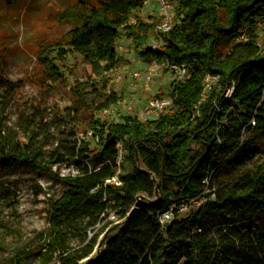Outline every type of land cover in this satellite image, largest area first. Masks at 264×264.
Instances as JSON below:
<instances>
[{
	"label": "trees",
	"instance_id": "obj_1",
	"mask_svg": "<svg viewBox=\"0 0 264 264\" xmlns=\"http://www.w3.org/2000/svg\"><path fill=\"white\" fill-rule=\"evenodd\" d=\"M144 2L77 0L60 11L58 18L71 23L67 48L43 47L36 76L53 85L59 75L53 59H63L68 51L79 54L90 67V85L79 83L73 90L82 99L79 87L84 85L101 99L88 104L94 114L109 108L118 96L106 90V74L124 63L116 49L124 34L142 60L186 65L185 78L173 87L170 108L154 118L94 119L89 127L98 150L74 140L64 152L56 149L52 159L44 158L32 135L0 132L1 168L20 166L63 184L36 245L13 247L0 264H83L113 223L111 212L120 220L130 215L88 264H264V228L241 227L264 209V158L226 182L216 178L223 168L246 162L248 143L264 134V49L257 34L259 23L264 30V0H176L175 22L160 33L155 49L143 48L151 23L142 18L129 23ZM223 41L227 46L220 57ZM1 68L0 54V82L10 94L19 84L1 79ZM207 74H218L220 86L203 98ZM230 85L232 97L225 99L222 92ZM53 161L72 163L77 173L59 176L51 168ZM212 169L209 189L214 196L207 194L184 215L174 213L161 228L158 213L202 192ZM112 178L118 183L108 181ZM143 194L149 198L138 200ZM212 218L218 226L208 224Z\"/></svg>",
	"mask_w": 264,
	"mask_h": 264
},
{
	"label": "rangeland",
	"instance_id": "obj_2",
	"mask_svg": "<svg viewBox=\"0 0 264 264\" xmlns=\"http://www.w3.org/2000/svg\"><path fill=\"white\" fill-rule=\"evenodd\" d=\"M76 1L17 0L14 5L0 4L1 79L19 84L17 90L6 94L5 85L3 81L0 82V132L17 136L23 133L32 135L36 146L44 151L45 159H52L56 149L64 152L66 145L74 140H77V144L84 141L89 149L98 150L100 147L89 127L94 119L119 122L125 115L140 116L151 97L159 95L170 98L174 87V76L165 67H158L147 84L143 77L138 80L133 77V72L143 73L154 61L142 60L134 43L124 34L116 41L117 52L124 63L106 74L109 79L106 90L115 91L118 103H126V108L110 106L108 110L95 114L91 111L88 104H98L101 99L88 92L84 85L79 87L82 99L73 90L79 83L90 85L91 70L79 54L71 51L63 59H53V63L59 67V75L53 85L39 79L36 69L40 50L46 46L56 48L58 44L67 48L65 34L71 23L60 20L58 14ZM171 1L176 3V0ZM131 17L151 23L147 30L148 41L143 48L156 44L159 36L154 28L159 22V13L154 1L149 0ZM262 28L259 23L258 44L264 49ZM226 46L227 43L223 41L219 48L220 57ZM54 50L53 55L56 54ZM218 85V81L214 82L213 88ZM64 138L69 141L66 143ZM245 150L246 162L234 163L229 170H220L216 176L217 182H226L238 176L242 167L264 158V134H258ZM239 157L234 159L239 161ZM51 168L59 176H64L75 166L69 162L53 161ZM62 189V182L49 174L32 172L20 166L0 167V259L8 256L15 246L36 245L38 235L48 228L51 202L61 194ZM190 208L175 211L173 215H184ZM108 219L112 224L120 221L112 212ZM215 223V218L208 220L211 226H218ZM241 225L245 227L244 230L247 227L253 229L255 225L264 228V209L254 220ZM92 233L89 231V234Z\"/></svg>",
	"mask_w": 264,
	"mask_h": 264
},
{
	"label": "built area",
	"instance_id": "obj_3",
	"mask_svg": "<svg viewBox=\"0 0 264 264\" xmlns=\"http://www.w3.org/2000/svg\"><path fill=\"white\" fill-rule=\"evenodd\" d=\"M149 0H145L144 4L147 3ZM154 1V3L158 7V13H159V22L156 24L154 31L155 33L159 36L160 33L166 32L170 30L174 24V7L175 4L171 0H151ZM135 18L130 17L129 18V23H134ZM161 43V39L159 37L158 41L156 44L151 45L153 49L157 48ZM121 48V47H119ZM158 67H165L168 69L174 76L173 78V84L175 85L177 82L183 80L187 74V67L184 63L178 64V63H170L167 60H162L160 63L154 61L152 65L148 66L147 69L142 73L135 71L132 73L133 77L135 79H139L141 77L144 78L145 83L147 84L154 72ZM219 79L218 74H207L204 77L203 80V98L205 97V94L209 92L210 90L213 89V83L217 82ZM219 82V81H218ZM220 85H218L219 87ZM234 91V85L227 86L225 90L222 92V97L227 99L231 98L232 94ZM172 102V96L170 98L166 97H159V96H154L151 97L147 103L144 106V109L140 116H137L139 119H145V118H154L157 117L162 111L166 110L167 108L170 107ZM112 106H118L122 108H126L127 104H121L118 103V101L112 105ZM110 108V107H109ZM109 108H106L104 110H108ZM251 123L254 124V121L251 120ZM218 154V153H217ZM229 154H227L225 158L228 157ZM214 169L210 171V174L203 180L205 183V188L202 192L187 198L186 200H179L172 202L168 208L162 210L161 212L158 213V220L161 225V228L165 226L167 222H169L172 217H173V212L175 211H182L188 209L190 206H198L202 202L206 200V195L208 194L209 197H213L214 193L209 189V184L212 179V174H213ZM71 174H76L77 171L74 168H71ZM110 182L118 183L116 178H112L111 180H108Z\"/></svg>",
	"mask_w": 264,
	"mask_h": 264
},
{
	"label": "water",
	"instance_id": "obj_4",
	"mask_svg": "<svg viewBox=\"0 0 264 264\" xmlns=\"http://www.w3.org/2000/svg\"><path fill=\"white\" fill-rule=\"evenodd\" d=\"M143 198H144V196L143 195H140V196H138L137 199L140 200V199H143ZM135 206H136V204L134 205L133 209L135 208ZM129 215L130 214H128V216L126 218L120 220L119 222H116L115 224L110 225L104 231V233L99 238V241H98V243H97V245H96V247L94 249V252H93L92 256H90V258L85 259L84 262H83V264H88L95 256H97L101 252V250H102V248H103V246H104V244H105L108 236L111 234V232H113V230L115 228H117L120 225H122L128 219Z\"/></svg>",
	"mask_w": 264,
	"mask_h": 264
}]
</instances>
